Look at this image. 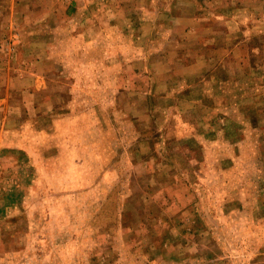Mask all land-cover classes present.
<instances>
[{
    "label": "rangeland",
    "instance_id": "1",
    "mask_svg": "<svg viewBox=\"0 0 264 264\" xmlns=\"http://www.w3.org/2000/svg\"><path fill=\"white\" fill-rule=\"evenodd\" d=\"M0 264H264V0H0Z\"/></svg>",
    "mask_w": 264,
    "mask_h": 264
}]
</instances>
